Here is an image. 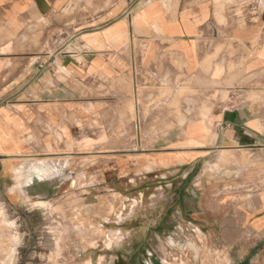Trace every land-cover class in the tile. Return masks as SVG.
<instances>
[{
    "label": "crops",
    "instance_id": "1",
    "mask_svg": "<svg viewBox=\"0 0 264 264\" xmlns=\"http://www.w3.org/2000/svg\"><path fill=\"white\" fill-rule=\"evenodd\" d=\"M146 182L195 201L165 242L264 264V0H0V207Z\"/></svg>",
    "mask_w": 264,
    "mask_h": 264
},
{
    "label": "rangeland",
    "instance_id": "2",
    "mask_svg": "<svg viewBox=\"0 0 264 264\" xmlns=\"http://www.w3.org/2000/svg\"><path fill=\"white\" fill-rule=\"evenodd\" d=\"M155 186L146 182L142 195L136 187L122 191L116 184L98 190L96 200L51 199L43 206L47 214L9 217L0 207V264H198L200 247L184 237L194 234H177L184 246L165 242L170 226L185 225L174 211L192 208L195 201H176L174 187ZM178 188L185 192L189 185ZM88 202L95 210L83 221L76 214Z\"/></svg>",
    "mask_w": 264,
    "mask_h": 264
},
{
    "label": "bare ground",
    "instance_id": "3",
    "mask_svg": "<svg viewBox=\"0 0 264 264\" xmlns=\"http://www.w3.org/2000/svg\"><path fill=\"white\" fill-rule=\"evenodd\" d=\"M40 205V204H39ZM9 255V254H8Z\"/></svg>",
    "mask_w": 264,
    "mask_h": 264
}]
</instances>
